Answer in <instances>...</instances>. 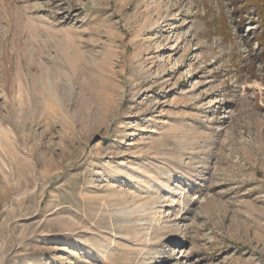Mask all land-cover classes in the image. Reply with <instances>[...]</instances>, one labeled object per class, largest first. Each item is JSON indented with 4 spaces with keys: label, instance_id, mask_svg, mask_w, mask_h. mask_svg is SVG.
Wrapping results in <instances>:
<instances>
[{
    "label": "rangeland",
    "instance_id": "rangeland-1",
    "mask_svg": "<svg viewBox=\"0 0 264 264\" xmlns=\"http://www.w3.org/2000/svg\"><path fill=\"white\" fill-rule=\"evenodd\" d=\"M262 3L0 0V264H264Z\"/></svg>",
    "mask_w": 264,
    "mask_h": 264
},
{
    "label": "bare ground",
    "instance_id": "bare-ground-1",
    "mask_svg": "<svg viewBox=\"0 0 264 264\" xmlns=\"http://www.w3.org/2000/svg\"><path fill=\"white\" fill-rule=\"evenodd\" d=\"M165 190H166V192H169V193H172V194H175L174 192H173V190L172 189H169L168 187H165ZM173 197V196H172ZM172 202L174 203L175 202V198L173 197V199H172Z\"/></svg>",
    "mask_w": 264,
    "mask_h": 264
},
{
    "label": "trees",
    "instance_id": "trees-1",
    "mask_svg": "<svg viewBox=\"0 0 264 264\" xmlns=\"http://www.w3.org/2000/svg\"><path fill=\"white\" fill-rule=\"evenodd\" d=\"M233 1V3H235L236 1H239V0H232ZM249 2H250V0H248ZM263 6H264V0H263ZM264 8V7H263ZM262 30H263V32H264V24H263V27H262ZM261 45H262V47H264V41H261Z\"/></svg>",
    "mask_w": 264,
    "mask_h": 264
}]
</instances>
